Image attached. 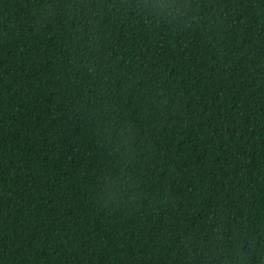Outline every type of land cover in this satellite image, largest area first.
Segmentation results:
<instances>
[{
  "label": "trees",
  "instance_id": "16d2710c",
  "mask_svg": "<svg viewBox=\"0 0 264 264\" xmlns=\"http://www.w3.org/2000/svg\"><path fill=\"white\" fill-rule=\"evenodd\" d=\"M0 264H264V0H0Z\"/></svg>",
  "mask_w": 264,
  "mask_h": 264
}]
</instances>
